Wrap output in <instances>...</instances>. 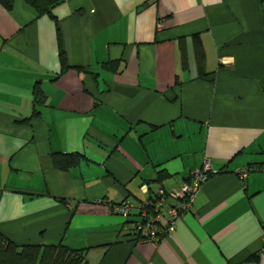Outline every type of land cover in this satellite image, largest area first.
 <instances>
[{"label": "crops", "instance_id": "crops-1", "mask_svg": "<svg viewBox=\"0 0 264 264\" xmlns=\"http://www.w3.org/2000/svg\"><path fill=\"white\" fill-rule=\"evenodd\" d=\"M52 15L0 5V233L86 264H264V172L234 173L264 165V0H62ZM205 161L220 172L172 234L136 241L115 206Z\"/></svg>", "mask_w": 264, "mask_h": 264}, {"label": "built area", "instance_id": "built-area-1", "mask_svg": "<svg viewBox=\"0 0 264 264\" xmlns=\"http://www.w3.org/2000/svg\"><path fill=\"white\" fill-rule=\"evenodd\" d=\"M162 26V21H158L156 30H161ZM255 172H264V165L247 166L234 171L241 181ZM215 173L219 172L214 170L208 161H205L201 168L191 173L188 183L172 189L168 193L161 192L139 203L125 199L115 206L114 211L125 219L132 218V215L136 213L137 220L132 223V228L137 241L158 243L162 237L172 234L182 213L190 209L201 185ZM167 201L171 202L168 207L165 206ZM162 221L164 222L162 223Z\"/></svg>", "mask_w": 264, "mask_h": 264}, {"label": "trees", "instance_id": "trees-1", "mask_svg": "<svg viewBox=\"0 0 264 264\" xmlns=\"http://www.w3.org/2000/svg\"><path fill=\"white\" fill-rule=\"evenodd\" d=\"M37 16L47 15L54 19L52 15V9L60 4L62 0H23ZM0 5L5 10H12L14 0H0ZM194 43L199 45L197 37L193 38ZM59 41V62H60V74H62L68 67L66 64L65 55L61 48ZM201 70V69H200ZM200 77H204L203 71L199 72ZM35 101L39 99L38 89H34ZM41 102L39 99L38 103ZM52 162L56 169L68 171L75 168L81 162V157L78 154H54L52 155ZM220 172V171H219ZM163 175H159L161 179ZM137 214L132 215V223L137 220ZM129 219H125L126 221ZM164 221H162L163 223ZM133 230V228H132ZM135 240L137 241L136 237ZM0 264H86L84 256L79 252L68 248L61 243L55 244H26L16 245L8 240L0 233Z\"/></svg>", "mask_w": 264, "mask_h": 264}]
</instances>
